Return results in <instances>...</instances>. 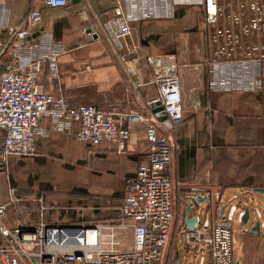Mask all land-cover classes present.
<instances>
[{
    "label": "crops",
    "instance_id": "0c3cea01",
    "mask_svg": "<svg viewBox=\"0 0 264 264\" xmlns=\"http://www.w3.org/2000/svg\"><path fill=\"white\" fill-rule=\"evenodd\" d=\"M119 3L120 0H78L76 3L69 0L65 8L52 9L44 6L43 0H19L12 8L11 22L20 24L29 10H41L34 27L50 34L64 47L78 44L77 48L90 45L106 48L64 52L59 57L57 79H50L46 70L42 72V89L63 97L70 106L92 104L116 114L131 111L148 114L147 103L157 95L150 57L174 55L181 81L182 122L167 133L172 146L174 221L165 264H174L178 255L177 230L183 229L184 233L188 230L187 205L190 206L188 218L227 224L231 205L239 207L241 212L246 204L250 209L247 223L243 225L236 212L230 224L233 264H264V194L253 193L254 188H264V66L258 69L261 84L255 91L214 92L208 85L209 62L264 58V34L257 20L258 12L264 10V0H220L218 20L211 25L205 22L203 6L189 5L175 6L174 16L169 20L132 23L123 54L125 59L137 61L142 84L135 83L122 61V54L111 44L104 29V20L123 10ZM42 125L51 129L46 118ZM68 136L72 135L50 131L48 137L36 140V154L29 158L41 161L51 151L58 150L68 154L71 152L65 146ZM194 140H203L202 146ZM73 141L76 149L84 148L94 158L91 171L95 174L90 178L98 186L91 191V195H97L91 206L97 210L93 222L114 219L123 193L116 195L113 187L116 183L124 184L125 178L134 174L140 157L146 153L144 126L133 124L128 142L119 150L109 143L92 150ZM95 155L105 159L100 162ZM3 174H0V204H7L10 211L0 222L5 228L0 230V249L15 244L9 230L23 222L34 223L40 219L47 223L82 222L77 216L69 219L61 216L57 208L48 205L43 194L19 195L18 190L3 180ZM227 194L231 197L226 202ZM13 197L19 200L16 205L10 203ZM39 198L47 208L42 216ZM256 222L259 227L253 231ZM235 224L238 233L234 230ZM185 246L183 264H211L209 252L202 245ZM22 258L30 264L24 256L0 254L1 264H23Z\"/></svg>",
    "mask_w": 264,
    "mask_h": 264
},
{
    "label": "built area",
    "instance_id": "2783aa9c",
    "mask_svg": "<svg viewBox=\"0 0 264 264\" xmlns=\"http://www.w3.org/2000/svg\"><path fill=\"white\" fill-rule=\"evenodd\" d=\"M18 1L0 0V166L10 156H35L36 140L48 137L50 131L69 133L77 143L92 150L102 143L119 150L128 142L131 126L138 123L144 126L147 150L134 174L124 180L123 200L115 208L114 219L91 223H47L43 219L23 222L9 230L15 244L0 249V254L21 255L30 264H165L174 221L172 146L167 133L182 122L181 81L175 56L150 57L157 95L147 103L148 114L137 111L116 114L92 104L70 106L63 97L45 92L40 83L44 70L52 80L59 77V57L65 47L34 27L41 10H29L20 24H13L12 8ZM120 1L123 10L104 20V29L111 44L122 54V61L136 84L143 83L141 69L135 59H125L123 54L132 23L169 20L177 5L203 6L207 25L217 20V0ZM68 2L43 0L44 6L52 9L65 8ZM257 20L264 29V10L258 12ZM260 66H264V58L209 62V89L255 91L261 84ZM45 118L51 129L43 127ZM18 201L14 197L10 199L14 205ZM38 201L42 216L47 208L42 198ZM238 210L236 205H231L227 224L197 218L194 228L184 233L186 244L206 248L211 264H233L230 224L236 212L242 220L244 211ZM9 211L7 204H0V222ZM15 212H18L16 208ZM255 213L260 216L256 208ZM0 230H5L1 223ZM125 232L131 235V247L115 249L118 241L114 236Z\"/></svg>",
    "mask_w": 264,
    "mask_h": 264
},
{
    "label": "rangeland",
    "instance_id": "374dc122",
    "mask_svg": "<svg viewBox=\"0 0 264 264\" xmlns=\"http://www.w3.org/2000/svg\"><path fill=\"white\" fill-rule=\"evenodd\" d=\"M217 1L218 20L220 0ZM238 1L242 2L244 0ZM259 30L264 34V29L260 25ZM77 46L78 44H73L70 47H65V52L70 50H106L103 45H90L82 48H77ZM194 141H197V143L199 141V147L202 146L203 140ZM65 146L67 148L70 147L72 153L68 152L66 154L59 150L51 151L52 153L46 155L44 160L41 161L32 160L29 157L11 156L0 166V174L4 173L2 175L3 180H5L7 185L10 184L14 189L18 190L19 195L37 197L43 194L48 205L57 208L61 216L67 217L66 219L77 216L80 221L91 223L94 216H97V210L91 207L92 201H96L95 197L97 196L91 195V191L98 186L97 183H92V178H90L95 174L91 171L94 169L92 163L94 158L88 155L84 148L82 151L76 149L77 145L74 143L72 136H68ZM95 158L97 159L99 156L95 155ZM99 159L102 162L101 159L105 158ZM113 188L116 195L123 193V183H116ZM33 189L34 191H32ZM230 197L231 194H227L225 201L227 202ZM231 204L232 202L229 203V206ZM251 218H254L252 214ZM236 226L237 224H235V232L237 231ZM106 239L108 240V238ZM114 239L118 241L114 245L115 249L125 250L131 247V235L129 232L118 233L114 236ZM185 244L184 230L179 229L175 236L178 264L184 263L187 253ZM22 259L21 262L27 264V261L24 258Z\"/></svg>",
    "mask_w": 264,
    "mask_h": 264
},
{
    "label": "water",
    "instance_id": "95a60500",
    "mask_svg": "<svg viewBox=\"0 0 264 264\" xmlns=\"http://www.w3.org/2000/svg\"><path fill=\"white\" fill-rule=\"evenodd\" d=\"M73 3L78 2V0H72ZM39 32L35 33L32 35L31 38H35L38 35ZM30 40V39H29ZM28 40V41H29ZM163 119V118H161ZM253 193L256 194H264V188H254L253 189ZM206 201V198L203 200V202ZM249 203V202H247ZM190 208L189 205H187V213H186V218H185V223L188 229H193L194 228V223L196 222L197 218H188V209ZM238 209H240L239 207H237ZM244 211V215L242 217V224H246L247 221L249 220V216H250V209H249V204H246L243 208ZM259 227V222H256L254 227H253V231H255L257 228ZM174 264H178V257L175 258V262Z\"/></svg>",
    "mask_w": 264,
    "mask_h": 264
}]
</instances>
